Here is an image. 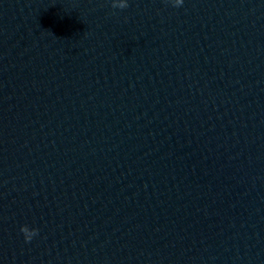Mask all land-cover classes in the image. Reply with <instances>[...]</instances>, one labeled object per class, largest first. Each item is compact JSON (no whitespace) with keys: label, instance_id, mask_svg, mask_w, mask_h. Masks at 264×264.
I'll list each match as a JSON object with an SVG mask.
<instances>
[{"label":"clouds","instance_id":"obj_1","mask_svg":"<svg viewBox=\"0 0 264 264\" xmlns=\"http://www.w3.org/2000/svg\"><path fill=\"white\" fill-rule=\"evenodd\" d=\"M174 7H179L183 4L184 0H171ZM129 6L128 0H111V7L114 9H126ZM21 233L24 236L25 243H31L33 238L39 234V230L36 228H30L27 225H22L20 228Z\"/></svg>","mask_w":264,"mask_h":264}]
</instances>
